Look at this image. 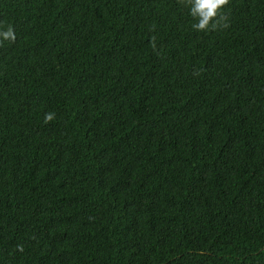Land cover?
<instances>
[{"label":"trees","instance_id":"1","mask_svg":"<svg viewBox=\"0 0 264 264\" xmlns=\"http://www.w3.org/2000/svg\"><path fill=\"white\" fill-rule=\"evenodd\" d=\"M185 4L0 0V264H264V0Z\"/></svg>","mask_w":264,"mask_h":264},{"label":"clouds","instance_id":"2","mask_svg":"<svg viewBox=\"0 0 264 264\" xmlns=\"http://www.w3.org/2000/svg\"><path fill=\"white\" fill-rule=\"evenodd\" d=\"M228 0H186L185 6L188 10V15L193 19L191 27L197 32L209 31L215 29L220 21L226 19L221 15V10ZM223 26H227L224 24ZM0 38L3 40H14L15 33L11 27L0 29ZM45 121L52 119V114L47 113L44 117Z\"/></svg>","mask_w":264,"mask_h":264}]
</instances>
